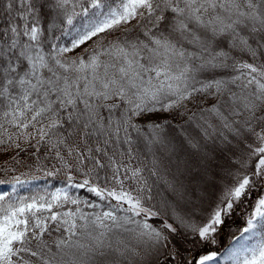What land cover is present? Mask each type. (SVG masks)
Listing matches in <instances>:
<instances>
[{"label": "snow or ice", "instance_id": "6c2138e0", "mask_svg": "<svg viewBox=\"0 0 264 264\" xmlns=\"http://www.w3.org/2000/svg\"><path fill=\"white\" fill-rule=\"evenodd\" d=\"M0 154V264H264V0H0Z\"/></svg>", "mask_w": 264, "mask_h": 264}, {"label": "trees", "instance_id": "16d2710c", "mask_svg": "<svg viewBox=\"0 0 264 264\" xmlns=\"http://www.w3.org/2000/svg\"><path fill=\"white\" fill-rule=\"evenodd\" d=\"M70 37L64 38L62 42L67 43ZM1 155V154H0ZM5 162V161H4ZM2 162L0 165H3ZM10 168L14 167L15 171H9L7 174L0 172V179L11 180L13 176H19L22 180L29 181L23 185H17V192L14 195L19 196H31L37 193L44 194L45 192L52 193L55 192L57 188H61L65 186V182L63 181L62 174H59L56 177H45L44 172L41 171V167H45V170L50 169L51 165H47L46 162L35 161L28 157H23V162L21 164L12 165L9 160ZM32 176L38 177L37 179H31ZM12 186L9 184L0 185V193L9 192L11 193ZM70 195H79L82 198H91L88 196L87 192L83 189H71L69 192ZM66 207H73L68 205ZM88 210V209H86ZM238 219L234 224L231 225L230 229L225 228L220 237V248L218 249L221 253V256L218 259V264H230L228 260L224 258L226 250L237 243V241L233 238V234L235 236H239L240 232L237 229H242L245 225V221L243 215L237 214ZM250 243H255L253 239Z\"/></svg>", "mask_w": 264, "mask_h": 264}, {"label": "rangeland", "instance_id": "374dc122", "mask_svg": "<svg viewBox=\"0 0 264 264\" xmlns=\"http://www.w3.org/2000/svg\"><path fill=\"white\" fill-rule=\"evenodd\" d=\"M6 159H9L8 157H6L5 155H0V164L2 163V162H4Z\"/></svg>", "mask_w": 264, "mask_h": 264}]
</instances>
